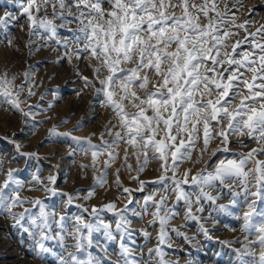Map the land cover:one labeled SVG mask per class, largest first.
Masks as SVG:
<instances>
[{"label": "snow or ice", "instance_id": "snow-or-ice-1", "mask_svg": "<svg viewBox=\"0 0 264 264\" xmlns=\"http://www.w3.org/2000/svg\"><path fill=\"white\" fill-rule=\"evenodd\" d=\"M6 2L19 16L0 15V31L24 18L29 57L54 44V51L63 50L55 63L86 61L91 76L77 66L75 75L83 82L77 95L91 89L100 107L112 113L99 143L73 135L83 119L68 131L59 130L67 120L47 131V141L75 145L69 156L90 153L93 183L83 194L60 190L56 174L42 177L37 169L27 191L45 197L22 195L21 170H4L0 159V219L20 234L25 250L43 264H180L169 258L175 252L173 234L199 247L194 244L199 236L214 239L216 217L224 214L240 221L243 234V240L217 241L234 257L228 264H264V23L257 26L254 19L264 0L248 7L242 20L238 13L245 10V0ZM39 86L33 65L11 75L5 70L0 108L18 113L25 125L31 120L35 130L46 122L36 116L53 108V102L47 108L42 104L49 90L29 103ZM51 93L59 99L58 88ZM4 139L15 149L11 159L23 158L26 165L41 159L37 152L23 151L14 138ZM118 161L112 183L119 195L86 206L98 189L110 190L109 169ZM153 163L158 175L141 178ZM185 164L200 167L193 171ZM80 167L86 172L89 165ZM122 171L135 188L123 183ZM137 193L146 194L138 199ZM56 198L58 206L50 203ZM145 217V227H132ZM177 219L180 225L173 223ZM193 224L195 233L182 230ZM149 228L156 231L154 238ZM137 234L146 241V254L137 253ZM153 239L154 246L147 247ZM221 255L216 254V264Z\"/></svg>", "mask_w": 264, "mask_h": 264}, {"label": "rangeland", "instance_id": "rangeland-1", "mask_svg": "<svg viewBox=\"0 0 264 264\" xmlns=\"http://www.w3.org/2000/svg\"><path fill=\"white\" fill-rule=\"evenodd\" d=\"M261 0H245V10L238 13L240 19H244L246 10L251 5H259ZM11 12L13 15L19 16L17 7L13 4L6 2V0H0V15L5 12ZM264 9L258 8L254 19L259 23H264ZM250 30H254L251 28ZM243 32H241L238 39H243ZM11 39L13 44L8 46V40ZM28 40L27 21L24 18H20L14 24H10L7 31H0V73L7 70L9 75L13 73L22 72L28 65H33L35 68V82L40 85L37 88V95L33 97L29 103H36L39 96L45 93V90H49L45 95V99L42 102L43 107L47 108L48 102H53V108L50 111H44L36 116L37 121H46L40 124L35 130L31 128L32 121L29 120L25 125L23 117L18 113L13 114L6 110V108H0V137L14 138L17 142L21 143L23 151L37 152L41 159L39 161L33 160L28 165L25 164L23 158L11 159L15 156V149L12 145L7 143V140H0V159L3 160V169L18 168L20 169L19 176L25 180V190L21 193L27 196H37L44 198L45 193L41 191L28 192L27 188L31 185L28 181L31 180L32 173L39 169V174L42 177H46L49 174H56L58 176L57 187L65 192L74 193L77 190L83 194L84 190L88 189L93 183V169L91 165L90 153L84 155L82 152L77 151L76 155L69 156V151L75 147L68 141L49 142L45 138L47 137L48 129L53 125H60L62 121L67 120V123L60 127V131H68L77 124L78 121L84 120L85 124L79 128V130L73 132L76 136H91L93 143H99V135L104 131L105 124L112 118V113L109 110L100 107L97 98L91 89L85 90L82 95H77V92L83 89V82L75 72L78 70L85 76H91V69L87 67L86 61L73 60L72 63L67 61L59 64L55 63V59L58 55L62 54V49L57 52L54 51L56 46L53 44L49 47L43 48L41 51L34 53L31 57L28 56V50L24 47ZM37 43H42L37 40ZM35 47V45H33ZM16 49H19L17 51ZM19 79L17 83H19ZM58 88L59 99H54L51 90ZM23 98V97H22ZM94 105L93 108H89V105ZM129 110H132L131 108ZM23 129V132H21ZM95 133V135H92ZM13 134H15L13 136ZM108 138L107 136L105 137ZM215 147V144H213ZM233 150H239L237 145H233ZM246 150V149H245ZM121 155H123V146L121 147ZM101 157L99 167L102 168L103 159ZM195 159V154L193 156ZM208 157H205L207 161ZM131 163L135 168V160ZM89 165L86 172L82 171L81 165ZM119 166V161L112 169H109L108 183L111 185L110 190L98 189V195L93 200L86 202V206L92 204H101L109 200L115 199L119 195L116 186L112 183L115 179L114 170ZM156 164L152 166L142 174L141 178L151 179L158 175L156 171ZM184 167H193V171L200 167V165L185 164ZM183 171V169H181ZM3 173H0V179H2ZM121 180L126 186L135 188L137 185L135 182L129 179V173L122 171ZM151 186L147 191H151ZM146 193H137L136 196L139 199ZM242 199V198H241ZM123 198L118 206H122ZM221 202L227 203V200ZM50 203H55L57 206L60 204V199L56 198ZM246 210V205L242 206L238 215H242ZM76 211V209H72ZM207 215V213H205ZM215 215V214H214ZM108 218H111L110 214H106ZM219 223L216 225L213 235V240H206L203 236H199L194 244L200 245L189 246L182 238L176 237L173 234L175 252L170 254L171 259L179 260L180 264H187L192 261L194 264H216V254L222 253L220 264H228L232 253L228 248L223 247L218 240H243V234L240 231V221L234 219L231 216L219 214L216 217ZM148 217L144 220H134L133 228L140 229L146 226ZM175 225H180L182 220L177 219L173 222ZM151 232L152 237L156 235V231L152 228L148 229ZM187 231L189 235L196 232V226L193 224L189 228L182 229ZM0 264H43L42 261L35 259L32 254L28 253L26 245H21L20 234L15 230L10 229L7 222L0 219ZM137 241V253L142 249L147 253V248L144 247L146 241L144 238L137 234L135 237ZM155 240L147 242V247H153ZM237 247L239 245H236ZM112 259H116L113 255Z\"/></svg>", "mask_w": 264, "mask_h": 264}]
</instances>
